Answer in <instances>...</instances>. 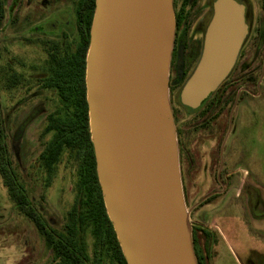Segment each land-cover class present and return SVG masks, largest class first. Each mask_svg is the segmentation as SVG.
Masks as SVG:
<instances>
[{"label": "water", "instance_id": "95a60500", "mask_svg": "<svg viewBox=\"0 0 264 264\" xmlns=\"http://www.w3.org/2000/svg\"><path fill=\"white\" fill-rule=\"evenodd\" d=\"M172 0H95L85 99L106 215L126 264H197L169 101ZM246 35L243 9L215 0L180 103L197 108L229 75Z\"/></svg>", "mask_w": 264, "mask_h": 264}, {"label": "rangeland", "instance_id": "374dc122", "mask_svg": "<svg viewBox=\"0 0 264 264\" xmlns=\"http://www.w3.org/2000/svg\"><path fill=\"white\" fill-rule=\"evenodd\" d=\"M11 1L7 0L6 8L11 5ZM246 1L249 4L251 24L247 27L248 35L243 54L249 55L247 59L249 63L252 58L254 59L256 94L258 82H264V0ZM176 2L179 4V0ZM243 6L245 9V5ZM200 7L199 14L187 24L186 30L190 35L199 32L201 22L210 20L207 0H202ZM244 19L247 24L246 17ZM20 27L17 29L14 26H7L4 20L0 29L2 34L0 112L5 126L4 143L12 167L25 189L26 197L49 227L59 233L62 232L75 201L78 202L79 195L76 190L78 158L73 152H64L51 173L39 160V155L50 138L48 133H43L46 118L56 108V101L53 94L44 89L39 81L43 72L36 71V68H43L47 64L48 49L40 40L29 39L26 36L29 27L26 28L24 25L23 28ZM234 78L225 82L226 89L231 87V90H235L234 82L228 84ZM225 88H221L222 91ZM261 89L264 90V87ZM219 93L215 96L217 97ZM172 98L175 97L170 95L169 91L170 102ZM206 146L208 145L197 149L199 161L197 159L194 172L179 167L192 232L199 231L195 228L199 226L216 230L220 223L226 222L229 225L233 212L228 216L225 210L242 209L240 219L244 225L251 224V232L249 233L239 223L232 226L231 229L236 230L235 234L231 231L235 256L231 259L227 250L223 249L222 258L231 263L235 261L236 264H264V94L257 100L253 98L250 102L239 103L227 128L223 154L219 156L218 163L217 158L214 164L209 160ZM217 165L220 170L222 167L227 168L228 172L238 169L239 178L243 177L247 182L254 183L251 188V206H254V214L250 220L246 215L248 206L247 197L244 195L247 184L241 186L236 182L226 185V191L223 190L224 185L220 186L215 182ZM232 194L241 196L235 198L231 197ZM228 232L230 238L231 234ZM195 239L201 243L202 235L198 232ZM85 240L86 251L90 256L92 241L88 235L85 236ZM0 264H56L51 251L44 245L33 224L15 209L1 177Z\"/></svg>", "mask_w": 264, "mask_h": 264}, {"label": "flooded vegetation", "instance_id": "af4514ba", "mask_svg": "<svg viewBox=\"0 0 264 264\" xmlns=\"http://www.w3.org/2000/svg\"><path fill=\"white\" fill-rule=\"evenodd\" d=\"M47 1L49 2L45 3ZM176 1H173L175 34L169 66V91L170 95L172 94L175 98H172L170 105L175 125L179 167L182 170L187 168L188 171L194 172L193 168L197 163V159L199 161L197 149L205 147L206 144L208 145L206 148L208 149L209 160L214 164L217 158L218 163L219 156L223 154L227 128L232 122L239 103L250 102L254 98V59L252 58L249 63L247 60L249 55L243 54L246 44L245 39L248 35L247 27L251 24V20H249L250 9L246 0H243V2L235 0L242 7L243 16L247 19V24H245L246 35L236 62L229 75L217 88L218 91L216 89L197 108L191 109L180 103L179 94L183 84L191 75L199 60L205 29L209 21L201 22L199 32H195L194 35L188 34L187 24L190 23L189 20L199 14L202 0H179V4ZM214 1L207 0V7H209L211 16ZM7 3V0H0V29L4 20H6L7 26L16 28L21 26L20 28H23L24 25L26 28L29 27L26 36L29 39L40 40L48 49L47 64L43 68H36V71L50 72L53 64L52 56L62 57L66 52L69 55L74 54L81 48L84 40L87 39V34L89 43L90 26L86 31L87 11L82 13V8L89 6V0H29V2L27 0H12L11 5L6 8ZM243 5H245V9ZM6 9H8L7 12ZM1 41L2 34H0V50L2 47ZM231 78H234V80L228 84L234 82L235 90H231V87L225 88L227 86L225 82ZM221 88H225V90L222 91ZM219 89H221L220 93ZM218 93L219 95L216 97L215 95ZM185 165L188 167H184ZM237 170L228 172L227 168L222 167L220 170L217 165L214 176L215 182L220 186L224 185L223 190H225L226 185L236 182L241 186L247 184L244 195L247 197L248 206L246 215L250 220L254 214V206H251V188H253L254 183L247 182L243 177L239 178L237 175H240V171ZM239 196L241 194H232L231 197L238 198ZM241 211L242 209L239 211L226 209L225 213L228 212L229 216L233 212L230 215L232 217L230 222L239 223L250 233L251 224L244 225L242 223L239 216ZM229 225L226 222L220 223L216 226V230L204 226L195 227L199 231L195 232L194 230L192 232V243L194 253H196L195 256H197V264H236L235 261L231 263L230 261H224V258H222L223 249L227 250L230 258L235 256V251L230 242L231 238L227 234ZM198 232L202 235L201 243L196 242L195 239V234ZM236 258L235 260L238 259Z\"/></svg>", "mask_w": 264, "mask_h": 264}, {"label": "trees", "instance_id": "16d2710c", "mask_svg": "<svg viewBox=\"0 0 264 264\" xmlns=\"http://www.w3.org/2000/svg\"><path fill=\"white\" fill-rule=\"evenodd\" d=\"M94 1L89 0V6L82 8V13L87 11L86 31L92 20ZM88 44L87 34V39L74 54L53 55L50 72H43L39 80L56 101V108L46 118L43 133H48L50 138L39 160L51 173L64 152H73L78 158V202L75 201L68 213L62 232L50 228L26 197L4 143L5 126L1 112L0 177L15 209L33 224L56 264H126L105 212L90 141L84 83ZM86 235L92 241L90 256L86 251Z\"/></svg>", "mask_w": 264, "mask_h": 264}, {"label": "crops", "instance_id": "0c3cea01", "mask_svg": "<svg viewBox=\"0 0 264 264\" xmlns=\"http://www.w3.org/2000/svg\"><path fill=\"white\" fill-rule=\"evenodd\" d=\"M262 87H264V82H258V84H257V92H256V94H254V100H257V99H259V98H262V96H263V94H264V90H262L261 88ZM240 225V224H239ZM232 226H237V224H235V223H231L229 226H228V230H229V232L228 233H230L231 234V231L232 232H234V234H235V232H236V230H232L231 229V227ZM241 226V225H240ZM226 232H227V229H226ZM229 235V234H228ZM231 239V246L233 245V243H232V238H233V236H232V234H231V237H230ZM233 248V247H232Z\"/></svg>", "mask_w": 264, "mask_h": 264}]
</instances>
